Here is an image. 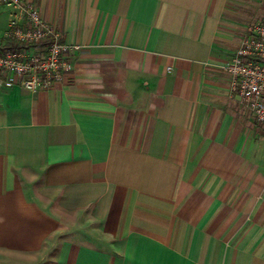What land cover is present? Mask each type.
<instances>
[{
	"label": "crops",
	"instance_id": "obj_1",
	"mask_svg": "<svg viewBox=\"0 0 264 264\" xmlns=\"http://www.w3.org/2000/svg\"><path fill=\"white\" fill-rule=\"evenodd\" d=\"M24 1L72 48L0 86V264H264V128L219 67L264 0Z\"/></svg>",
	"mask_w": 264,
	"mask_h": 264
},
{
	"label": "built area",
	"instance_id": "obj_2",
	"mask_svg": "<svg viewBox=\"0 0 264 264\" xmlns=\"http://www.w3.org/2000/svg\"><path fill=\"white\" fill-rule=\"evenodd\" d=\"M10 10L0 37V86L17 85L37 92L63 78L66 53L72 46L60 40L55 25L42 18L31 1L0 0ZM219 67L230 75V91L264 128V23L253 22L230 59Z\"/></svg>",
	"mask_w": 264,
	"mask_h": 264
},
{
	"label": "rangeland",
	"instance_id": "obj_3",
	"mask_svg": "<svg viewBox=\"0 0 264 264\" xmlns=\"http://www.w3.org/2000/svg\"><path fill=\"white\" fill-rule=\"evenodd\" d=\"M1 9H2V8H1ZM4 22H5V16L2 15V16L0 17V37L3 35V32H4V31H3V30H4V29H3V24H4ZM253 22H262V21H261V20H251V21H247L246 24H245V26H244L245 29H246L251 23H253ZM262 23H264V21H263ZM244 33H245V32L241 33L240 36H239V38L242 39V37L244 36V35H243ZM241 36H242V37H241ZM241 39H240V40H241Z\"/></svg>",
	"mask_w": 264,
	"mask_h": 264
},
{
	"label": "trees",
	"instance_id": "obj_4",
	"mask_svg": "<svg viewBox=\"0 0 264 264\" xmlns=\"http://www.w3.org/2000/svg\"><path fill=\"white\" fill-rule=\"evenodd\" d=\"M11 45H14L12 41H9L8 42V45H3V46H0V51L6 49L8 46H11Z\"/></svg>",
	"mask_w": 264,
	"mask_h": 264
}]
</instances>
